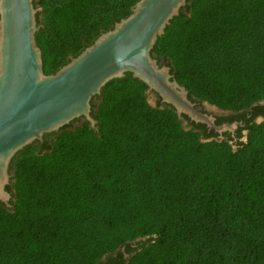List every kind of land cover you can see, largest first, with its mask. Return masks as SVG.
<instances>
[{"label": "trees", "instance_id": "1", "mask_svg": "<svg viewBox=\"0 0 264 264\" xmlns=\"http://www.w3.org/2000/svg\"><path fill=\"white\" fill-rule=\"evenodd\" d=\"M138 0H41L48 74L128 16ZM152 50L190 95L222 109L264 100V0H188ZM126 72L88 122L16 162L0 201V264H98L139 237L122 264H264V119L237 149L153 106ZM96 106L95 104L93 107Z\"/></svg>", "mask_w": 264, "mask_h": 264}, {"label": "water", "instance_id": "2", "mask_svg": "<svg viewBox=\"0 0 264 264\" xmlns=\"http://www.w3.org/2000/svg\"><path fill=\"white\" fill-rule=\"evenodd\" d=\"M187 3L138 0L128 16L48 74L36 40L38 9L33 0H0V201L10 204L11 193L6 187L16 153L77 118L98 129L92 100L102 94L107 82L126 72L145 82L146 93L157 94L180 118L187 115L219 133L235 129L239 122L217 125L213 115L198 110L199 99L176 79L170 65H161L152 54L158 38Z\"/></svg>", "mask_w": 264, "mask_h": 264}, {"label": "rangeland", "instance_id": "3", "mask_svg": "<svg viewBox=\"0 0 264 264\" xmlns=\"http://www.w3.org/2000/svg\"><path fill=\"white\" fill-rule=\"evenodd\" d=\"M34 2V6L38 9L37 13H36V18H37V24L39 26V29L40 27L44 26V23L46 22L47 20V16L44 12V7H43V3L41 2V0H33ZM186 9L184 8L183 11H185ZM103 32V31H102ZM81 52V51H80ZM70 55H73V53H70L68 55V58L70 57ZM74 56V55H73ZM161 62H164L163 60L160 61V64L163 65V64H167L166 62L165 63H161ZM147 97H148V100L149 102L154 105V106H160V107H164L165 104L161 102V98L159 99V96L155 93H149L147 94ZM101 101V95L100 96H95L92 100V114L93 116L95 115V112L97 110V107L99 105ZM264 100H261L260 102H263ZM96 105L93 107V105ZM203 104V107L207 110V111H211V112H215V113H218L220 111V108H211L209 106H207L205 103H202ZM95 118V116H94ZM96 119V118H95ZM182 120V124L185 128L187 129H190L193 127L192 124H190L186 119L185 117L183 116L182 118H180ZM262 118H258V121H260ZM88 122L89 125H90V122L88 120H85L84 118H77L73 121H71L70 123L64 125L63 127H61L58 131H55V132H50V133H47L44 135L43 137V141H40V140H36L30 144H28L27 146H25L23 149H21L20 151H18L16 153V155L13 157L12 161H11V164H10V174H11V178H10V183L7 185L6 189L11 193V198L9 200V206L6 205L4 202V205H6L8 208H11L13 206V203L15 201V181H16V178H15V174H16V162H17V159L19 157V155L25 151V150H31L33 152H46L47 149L43 147L44 143L45 144H48V145H51L52 141L54 140L55 136L60 133L61 131L65 130V129H75L77 128L78 126L84 124ZM98 126V125H97ZM199 131V130H198ZM200 132V131H199ZM201 133V132H200ZM246 133L247 131H245V136L242 138L244 141H245V138H247L246 136ZM201 137L205 140H208V139H215V137H210V136H206L204 135L203 133H201ZM216 139H221V138H216ZM224 139V137H223ZM231 142L232 145H235L237 146L236 143H234L232 140H229ZM150 237H139V238H136L132 241H129L128 243L122 245L119 249H123V252H128L126 254V262L129 261V259L132 257V255L137 251V250H140L142 249V247L144 246V244L146 243V241L149 239ZM127 245V247L125 246ZM129 247V248H128ZM116 252V251H115ZM114 253V252H112ZM130 253V254H129ZM110 254V253H109ZM108 255V254H107ZM105 255L103 257V259L101 261H104L106 259V256ZM100 264V263H98Z\"/></svg>", "mask_w": 264, "mask_h": 264}, {"label": "flooded vegetation", "instance_id": "4", "mask_svg": "<svg viewBox=\"0 0 264 264\" xmlns=\"http://www.w3.org/2000/svg\"><path fill=\"white\" fill-rule=\"evenodd\" d=\"M202 103L203 102L201 100H196V107L198 108V110L213 115L215 117V123L217 125L234 122H239V124L235 127L234 130H225L222 133H219L213 127H208L206 123L195 122L187 115H184L185 119L204 135L215 137V139L223 136V140H232L237 145L238 143L244 141L242 138L245 136V131H247V136L250 127L253 124L259 123L264 119V101L255 102L250 107L240 110L222 109L219 107L220 111L218 113L207 111L203 107ZM258 118L262 119L258 121ZM125 246L127 247V245ZM127 253L128 252H123V249H118L116 250V252L108 254L106 256V259L104 261H101L100 264H122L127 259Z\"/></svg>", "mask_w": 264, "mask_h": 264}]
</instances>
